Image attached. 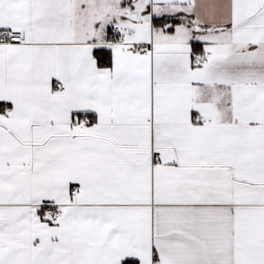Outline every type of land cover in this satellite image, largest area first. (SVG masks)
<instances>
[{
	"label": "snow or ice",
	"instance_id": "obj_1",
	"mask_svg": "<svg viewBox=\"0 0 264 264\" xmlns=\"http://www.w3.org/2000/svg\"><path fill=\"white\" fill-rule=\"evenodd\" d=\"M0 264H264V0H0Z\"/></svg>",
	"mask_w": 264,
	"mask_h": 264
}]
</instances>
